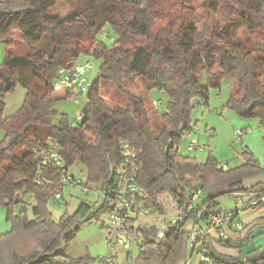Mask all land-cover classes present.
I'll return each instance as SVG.
<instances>
[{
    "label": "trees",
    "instance_id": "obj_1",
    "mask_svg": "<svg viewBox=\"0 0 264 264\" xmlns=\"http://www.w3.org/2000/svg\"><path fill=\"white\" fill-rule=\"evenodd\" d=\"M194 1L179 3L169 15L166 0H84L59 15L54 12L58 0H0V41L5 46L0 66V206L10 222L9 230L0 233V264L87 263L83 258L69 261L61 246L74 237L79 224L116 207L131 176L122 158L123 143L136 150L134 183L151 212L163 214L158 201L162 193L185 209L197 188L202 192L199 204L218 209L219 195L248 191L255 185L247 187L246 181L264 177V165L248 148L240 165L225 169L214 158L200 162L178 152L182 136L192 130L193 102L208 104L209 88L220 87L224 78L237 79L225 105L241 117L256 119L264 141V0H202L195 6ZM102 32L111 38H102ZM80 55L100 60L81 121L72 125L61 115L55 124L53 79L61 66ZM136 79L145 94L134 91ZM103 83L115 93L112 102L100 93ZM18 85L26 91L23 105L14 116L4 117V96ZM152 91L167 95L164 112L153 104ZM53 145L62 167L84 166L85 182L95 185L102 200L96 209L92 202H81L57 223L47 204L63 197L60 167L40 166L34 152ZM252 190L264 194V189ZM195 213L194 208L168 225L161 238L154 225H138L139 248L130 264H186L193 255L188 223ZM262 226L264 215L232 243L204 236L197 253L206 252L208 260L198 264H264V246L236 258L214 247L218 242L240 251ZM21 236H34L36 242L17 246Z\"/></svg>",
    "mask_w": 264,
    "mask_h": 264
},
{
    "label": "rangeland",
    "instance_id": "obj_2",
    "mask_svg": "<svg viewBox=\"0 0 264 264\" xmlns=\"http://www.w3.org/2000/svg\"><path fill=\"white\" fill-rule=\"evenodd\" d=\"M84 0H58L54 6V12L59 15H64L69 11L75 9V5L82 3ZM190 0H166V12L169 15H174L179 7V3ZM194 1V0H192ZM202 0H195L194 6ZM101 37V36H100ZM103 38V37H102ZM105 39V38H104ZM109 40V39H106ZM112 41H105L110 44ZM93 47H91L92 50ZM17 52H22V46L15 47ZM90 50V51H91ZM5 46L0 41V66L4 63ZM79 60H89L92 64V71L90 79L95 78L100 60L92 56L80 55ZM201 80L204 81V75H201ZM237 79L224 78L220 87H210L208 92V104L203 102L198 103L197 100L193 102L194 108L191 112L192 130L188 134H184L178 145V152L182 156L194 157L200 162H205L208 158H214L221 166L225 164L228 168H233L243 162L241 153L248 148L259 159L260 163L264 165V141L263 131L258 126V121L254 118H244L236 114L233 110L228 108L225 104L230 96V86L236 83ZM132 87L135 92L145 94V89L142 82L136 79ZM100 93L107 102H112L115 98V93L110 85L103 83L100 87ZM26 91L18 85L13 91L4 96V117L14 116L22 107ZM150 97L153 101L160 100L157 106L159 112H164L166 109L168 97L165 93L159 91H152ZM86 103L84 94L79 96L75 101L74 97H65L64 92H55V100L53 103V123H58L61 115H66L69 121H73L77 112H79ZM238 128H246L247 132L242 138L241 143L233 141V132ZM3 133L0 131V138ZM196 140L197 145L201 149L195 148L188 149V144L192 140ZM72 173L85 181V168L80 163H75L71 167ZM89 192H83L79 186L77 187H64L63 197L59 202L50 200L47 204L48 210L51 213L52 220L58 222L65 213H72L76 210L79 204L83 201H89L94 204V208H98L102 200L100 194L96 191L95 185L91 184ZM250 188L249 190H252ZM240 193V192H238ZM234 194H222L218 197L220 208L232 209L234 207ZM28 203L33 204L32 199H25ZM158 201L163 209V214L157 212L139 213L135 216V224L138 225H154L158 231L161 230L162 222L167 221L168 218L176 216L180 209L174 198L168 193H162L158 196ZM97 202V203H96ZM67 203V205H64ZM96 203V204H95ZM27 214L32 218L31 205L27 206ZM264 215V208L248 209L240 212L239 220L244 225V231L253 228L258 222L259 218ZM108 223V214H101L98 217H90L79 224L78 230L75 231L74 237L68 243H62L63 252L69 256L70 260L83 258L87 261L82 264H99L101 257L106 256L109 252L112 255L113 264H130L126 252L118 246L114 241L109 244V238L105 231V226ZM191 222L188 223V227ZM10 228V222L6 219V208L0 206V233L6 232ZM212 236L215 238L214 233ZM36 239L34 236H21L14 243L17 246H30L34 245ZM214 247L217 252L228 257H239L240 251L238 248L228 247L226 245L215 243ZM200 245L190 258L191 264H198L200 257L197 253ZM137 248L133 246L132 254L136 255ZM57 261H62L63 258H57Z\"/></svg>",
    "mask_w": 264,
    "mask_h": 264
},
{
    "label": "built area",
    "instance_id": "obj_3",
    "mask_svg": "<svg viewBox=\"0 0 264 264\" xmlns=\"http://www.w3.org/2000/svg\"><path fill=\"white\" fill-rule=\"evenodd\" d=\"M101 36L105 39L111 38V35L105 32H102ZM91 71L92 64L89 60H79L78 57L70 58L59 68L53 79L52 86L54 91L69 93V96L74 97L75 101H77L80 95H86L90 90L93 81V79L91 80L89 78ZM153 104L158 106L160 100L153 101ZM80 121L81 113L79 111L74 120L70 122L72 125H77ZM246 132V128L235 129L233 132V141L235 143H241ZM50 142L52 143V141ZM195 148L202 150V147H199L196 140L193 139L188 144V149L193 150ZM34 152L40 157V166L52 164L60 167V182L63 187L79 186L83 192L90 191L91 183L83 182L71 170L62 167L63 162L56 146L53 145L52 147ZM121 152L124 165L130 168L131 176L125 184V188L122 191L116 207L108 213V223L105 226V231L109 238V244L111 245V242L114 241V243L126 252L127 258L133 260L136 256L132 254L133 246L138 251L140 243V234L136 230L138 224H135V216L139 213H149L152 208L144 204L142 199L143 194L134 183V166L137 157L135 148L128 143H123ZM221 167L225 169L226 165L222 164ZM201 193L199 188L191 192L187 199V207L180 210L176 216L170 217L167 221L162 222L161 230H157V238L163 237L164 230L168 225L186 218L190 211L195 208L196 213L190 219L191 225L188 243L190 253H194L200 239L212 233H214L217 239L232 243L235 240L232 233L242 232L245 229L239 220L240 212L248 209H256L259 205L264 204L263 193L248 190L234 195V207L232 209H212L206 204H199ZM59 197L60 193L55 194V198ZM198 255L200 261L208 260L206 252L201 251ZM99 264H113L111 252L101 257ZM186 264H191L190 258Z\"/></svg>",
    "mask_w": 264,
    "mask_h": 264
},
{
    "label": "water",
    "instance_id": "obj_4",
    "mask_svg": "<svg viewBox=\"0 0 264 264\" xmlns=\"http://www.w3.org/2000/svg\"><path fill=\"white\" fill-rule=\"evenodd\" d=\"M251 242L241 248V255L251 254L256 249L264 246V226L255 228L250 234Z\"/></svg>",
    "mask_w": 264,
    "mask_h": 264
},
{
    "label": "crops",
    "instance_id": "obj_5",
    "mask_svg": "<svg viewBox=\"0 0 264 264\" xmlns=\"http://www.w3.org/2000/svg\"><path fill=\"white\" fill-rule=\"evenodd\" d=\"M245 185L247 187L255 185V187L253 189H264V177L259 178V179L248 180L245 182ZM219 208H220V206H219ZM244 233H245V231L244 232H233L232 236L236 239L237 237H239L240 235H243Z\"/></svg>",
    "mask_w": 264,
    "mask_h": 264
}]
</instances>
